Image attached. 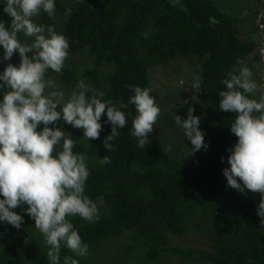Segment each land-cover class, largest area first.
<instances>
[{
    "label": "trees",
    "instance_id": "1",
    "mask_svg": "<svg viewBox=\"0 0 264 264\" xmlns=\"http://www.w3.org/2000/svg\"><path fill=\"white\" fill-rule=\"evenodd\" d=\"M54 2V18L41 11L34 22L55 25L68 39V57L61 73L46 72V78L60 83L66 98L84 80L105 93L102 100L111 99L117 107L127 103L132 95L127 85L145 88L150 80L148 64L140 57L142 49L164 61L194 58L201 65L200 76L206 86L198 103L184 105L177 114L186 119L188 109L194 108L208 145L206 151L202 148L194 159L187 160L185 168L154 144L138 147L131 135L135 105L121 109L126 126L118 129L110 152L103 146L112 130L111 124L105 123L107 109L100 121L101 137L95 140L88 141L83 129L78 132L62 119L56 122L77 141L74 153L87 156L90 175L84 194L99 209L96 222L78 215L69 217L89 245L88 255L77 257L79 264H102L97 254L110 245L113 260L108 264H264V226L257 215L260 194L226 187L223 169L230 167L228 149L238 138L229 128L235 113L221 112L218 96L226 90L221 81L229 78V72L238 74L239 61L257 50V42L241 39L234 19L214 0H182L175 6L174 0ZM4 7L5 0H0V21L10 25L11 17ZM18 38L21 43L31 42L23 33ZM257 52L255 57L262 58L261 49ZM3 55L0 46V73L8 63L19 65L18 51L11 61L3 60ZM174 117L171 115L172 121ZM42 128L43 124L37 130ZM104 156L111 162L101 165L99 160ZM101 196L103 201L97 199ZM27 207L13 209L24 217L20 229L0 221V264H48V247L35 221L24 211ZM212 208L224 212L221 220L211 221ZM197 221L201 224L198 229ZM194 228L208 239L206 244L200 241L208 248L176 243V236ZM64 255L71 253L62 247L61 264Z\"/></svg>",
    "mask_w": 264,
    "mask_h": 264
},
{
    "label": "clouds",
    "instance_id": "2",
    "mask_svg": "<svg viewBox=\"0 0 264 264\" xmlns=\"http://www.w3.org/2000/svg\"><path fill=\"white\" fill-rule=\"evenodd\" d=\"M176 2L178 0H174V6ZM55 10L54 0H5L4 12L12 20L10 25L0 21L3 60L11 61L18 51L20 63L18 66L8 63L0 73V90L3 91L0 100V196L3 197L0 221L20 229L24 217L13 209L27 205L24 211L35 221V228L42 233L48 247V264H61L62 247L71 253L63 256V264H79L77 257H86L89 245L82 241L69 217L78 215L87 222H96L100 219L99 209L97 203L84 194L90 175L87 156L74 153L77 141L71 138V133L57 127L56 122L62 119L74 128L83 129L88 141L95 140L103 130L100 121L107 109L105 123H110L112 130L103 146L110 152L114 150L112 142L119 135L118 129L126 126V114L121 109L132 104L137 115L132 121L131 135L137 139L138 147L145 148L151 143L148 137L160 108L148 88L127 85L132 95L127 103L118 102L117 107L111 99L102 100L105 93L84 80H80L65 99L64 92L56 90L54 79L46 78V72L51 69L61 73L68 57V39L55 25L34 22L41 11L54 18ZM20 33L31 42L21 43ZM252 75L247 66H242L238 74L229 72V78L221 81L226 90L218 93L219 110L235 113L229 128L238 138L228 149L230 167L223 169V175L226 187L240 193L247 189L260 194L257 215L264 226V93L258 100L250 95L258 90ZM201 83L198 76L194 77L192 88L200 92ZM194 112L190 107L186 119L179 115L174 117L193 145L188 157L208 148L200 127L201 119ZM41 124L43 128L38 131ZM171 150L169 146L168 151ZM99 162L105 165L111 161L104 156ZM221 162H224L223 157ZM97 199L103 201L102 196Z\"/></svg>",
    "mask_w": 264,
    "mask_h": 264
},
{
    "label": "rangeland",
    "instance_id": "3",
    "mask_svg": "<svg viewBox=\"0 0 264 264\" xmlns=\"http://www.w3.org/2000/svg\"><path fill=\"white\" fill-rule=\"evenodd\" d=\"M254 1L257 0H214L229 17L234 19L239 37L244 40L254 39L257 42V50H260L263 47L264 29L260 30L257 28V23L264 22V16L261 21L259 15H257L259 12L258 3L254 4ZM178 2L182 3V0H178ZM250 8L255 10L249 11ZM258 30H260L259 33L257 32ZM139 46H142L140 42ZM257 50L242 58L238 65L239 68L247 66L252 71L253 75L251 78L257 83L258 90L250 95L258 100L261 93H264L262 77L264 62L262 58L255 57V54L258 53ZM140 57L146 61L150 70V80L145 88L151 90L150 95L155 97V102L160 108L158 119L153 125V132L149 134L148 138L151 144L163 150L165 156L172 155L173 159L177 160L178 165L185 168L188 162L194 159L195 154L188 157L189 148H192L193 145L191 141L185 138L183 130L175 123V120L172 121L171 115H177L181 107L190 103H198L201 99V92L206 88L200 76L201 65L194 58L183 56L164 61L150 55L146 49L140 51ZM76 61L77 63L81 62L80 59H76ZM196 76L202 81L200 92L192 88L194 77ZM55 84L57 86L56 90L64 92V90H61L62 87L59 82H55ZM65 99H67L66 96ZM168 122H171V124H168ZM80 130L76 128V131L80 132ZM169 146H171V152L168 151ZM210 216L211 221L221 220L224 212L212 208ZM195 226L197 229L200 228V221H197ZM197 229H191L182 237L176 236L179 240H176V243L181 245L189 243L195 247L208 248V246L200 244V241L206 244L208 239L201 236ZM112 249L113 247L110 245L107 249H102L98 252L97 256L98 258L101 257L102 264H108V261L113 260L110 259L113 256L111 254ZM104 254H106L105 258H103ZM107 258L110 260H107Z\"/></svg>",
    "mask_w": 264,
    "mask_h": 264
},
{
    "label": "flooded vegetation",
    "instance_id": "4",
    "mask_svg": "<svg viewBox=\"0 0 264 264\" xmlns=\"http://www.w3.org/2000/svg\"><path fill=\"white\" fill-rule=\"evenodd\" d=\"M255 3H256V1H255ZM258 3V8H259V12H258V14L257 15H259V17H260V20L262 21L263 20V16H264V0H259V2H257ZM256 3V4H257ZM250 10H255V9H253V8H250L249 9V11ZM258 17V18H259ZM257 23V22H256ZM258 25H257V28H259L260 30H262V29H264V22H259V23H257ZM260 30H259V32H260ZM263 43H264V41H263ZM263 75V74H262Z\"/></svg>",
    "mask_w": 264,
    "mask_h": 264
},
{
    "label": "water",
    "instance_id": "5",
    "mask_svg": "<svg viewBox=\"0 0 264 264\" xmlns=\"http://www.w3.org/2000/svg\"><path fill=\"white\" fill-rule=\"evenodd\" d=\"M261 54H262V59H263V62H264V43H263V47L261 49ZM263 80H264V72H263Z\"/></svg>",
    "mask_w": 264,
    "mask_h": 264
}]
</instances>
